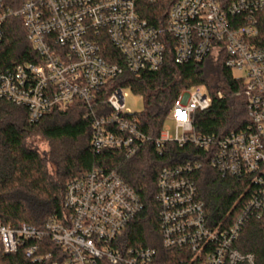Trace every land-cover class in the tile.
I'll use <instances>...</instances> for the list:
<instances>
[{"label":"built area","instance_id":"obj_1","mask_svg":"<svg viewBox=\"0 0 264 264\" xmlns=\"http://www.w3.org/2000/svg\"><path fill=\"white\" fill-rule=\"evenodd\" d=\"M263 12L264 0H0V45L5 22L21 18L37 55L0 70V101L26 109L31 123L54 109L85 103L93 109L96 153L122 151L129 159L147 143L160 156L168 144L200 150L172 156L158 175L162 246L181 250L184 264H255V255L236 243L250 219L264 221V48L256 45ZM171 37L176 64L221 56L226 68L245 74L234 75L244 82V130L223 137L196 131L197 114L212 105L203 86L180 92L167 120L175 133L164 124L156 139L139 130L126 108L125 89L100 100V91L124 70L157 71ZM107 42L122 64L105 57ZM204 163L223 176L260 185L229 225H212L198 197L193 175ZM63 208L40 229L0 223V259L23 248L33 264H158L155 249L126 240L144 204L115 170L97 168L68 183Z\"/></svg>","mask_w":264,"mask_h":264},{"label":"trees","instance_id":"obj_2","mask_svg":"<svg viewBox=\"0 0 264 264\" xmlns=\"http://www.w3.org/2000/svg\"><path fill=\"white\" fill-rule=\"evenodd\" d=\"M167 10L168 6L165 11L163 8V18ZM257 18L256 45L264 48V12ZM172 40L171 37V43L165 44V61L157 71L135 74L124 70L100 91V100H106L115 88L130 89L142 96L145 110L135 113L139 130L156 139L180 92L203 86L212 97V105L197 114L196 131L223 137L244 130L249 124L244 82L237 80L225 67L221 56H210L200 63L176 64V44ZM102 48L108 60L122 64L112 45L107 42ZM36 57L22 19L9 18L0 45V70ZM105 110L110 112L106 107ZM92 112L85 103L76 102L66 108L54 109L38 122L31 123L26 109L0 101V223L13 228L21 224L43 228L50 218L64 212L68 183L97 168L115 170L144 204V210L125 231L129 246L155 249L158 264H184L181 250H167L162 246L157 181L161 169L171 163L172 156L182 152L200 154V150L192 147L181 150L168 144L166 154L160 156L154 144L147 143L129 159L122 151L96 153L91 145ZM35 137L47 141L49 150L40 152L33 145ZM193 179L212 225L231 224L236 210L260 187L246 179L223 176L207 163L194 173ZM236 247L243 253H253L255 264H264V221L250 219L243 226ZM0 264L33 262L24 257L22 248L14 255L1 258Z\"/></svg>","mask_w":264,"mask_h":264},{"label":"rangeland","instance_id":"obj_3","mask_svg":"<svg viewBox=\"0 0 264 264\" xmlns=\"http://www.w3.org/2000/svg\"><path fill=\"white\" fill-rule=\"evenodd\" d=\"M236 77L243 78L245 74L241 71H234ZM125 105L126 108L132 113H142L145 110V102L142 96L135 94L130 89H125ZM166 127L170 128L171 133H175V124L172 121L165 123ZM33 145L39 149L40 152H46L49 150V144L41 137H35L32 139Z\"/></svg>","mask_w":264,"mask_h":264}]
</instances>
